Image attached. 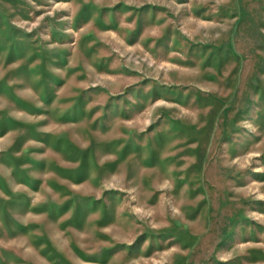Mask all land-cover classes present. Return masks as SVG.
Returning <instances> with one entry per match:
<instances>
[{"label":"rangeland","instance_id":"1","mask_svg":"<svg viewBox=\"0 0 264 264\" xmlns=\"http://www.w3.org/2000/svg\"><path fill=\"white\" fill-rule=\"evenodd\" d=\"M0 264H264V0H0Z\"/></svg>","mask_w":264,"mask_h":264}]
</instances>
